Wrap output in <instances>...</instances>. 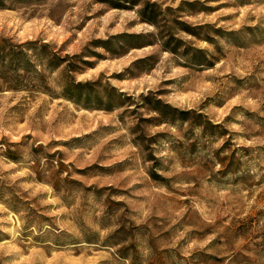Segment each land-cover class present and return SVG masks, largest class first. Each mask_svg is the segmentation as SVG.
<instances>
[{
  "label": "rangeland",
  "instance_id": "rangeland-1",
  "mask_svg": "<svg viewBox=\"0 0 264 264\" xmlns=\"http://www.w3.org/2000/svg\"><path fill=\"white\" fill-rule=\"evenodd\" d=\"M0 264H264V0H0Z\"/></svg>",
  "mask_w": 264,
  "mask_h": 264
}]
</instances>
